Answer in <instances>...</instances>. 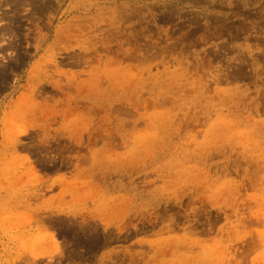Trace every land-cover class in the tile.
I'll list each match as a JSON object with an SVG mask.
<instances>
[{"label":"rangeland","instance_id":"rangeland-1","mask_svg":"<svg viewBox=\"0 0 264 264\" xmlns=\"http://www.w3.org/2000/svg\"><path fill=\"white\" fill-rule=\"evenodd\" d=\"M0 264H264V0H0Z\"/></svg>","mask_w":264,"mask_h":264}]
</instances>
